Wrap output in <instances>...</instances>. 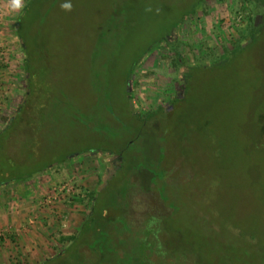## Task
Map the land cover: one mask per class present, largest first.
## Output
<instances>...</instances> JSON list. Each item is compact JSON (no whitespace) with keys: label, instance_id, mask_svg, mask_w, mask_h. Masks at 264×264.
<instances>
[{"label":"rangeland","instance_id":"1","mask_svg":"<svg viewBox=\"0 0 264 264\" xmlns=\"http://www.w3.org/2000/svg\"><path fill=\"white\" fill-rule=\"evenodd\" d=\"M29 1H0V181L44 192L74 178L88 193L99 177L78 203L87 230L54 264H264V34L251 46L264 9L51 0L24 24L38 44L28 58L16 28ZM30 208L28 223L69 230L54 210ZM5 224L1 238H17ZM59 243L57 254L73 244ZM16 258L8 264L46 262Z\"/></svg>","mask_w":264,"mask_h":264},{"label":"crops","instance_id":"2","mask_svg":"<svg viewBox=\"0 0 264 264\" xmlns=\"http://www.w3.org/2000/svg\"><path fill=\"white\" fill-rule=\"evenodd\" d=\"M3 79L5 80L6 78L4 77ZM6 85L7 84L4 83L1 89H5ZM4 112H7V110H5ZM9 116L8 117L10 120L13 114H9ZM1 118L2 116H0V121H2ZM6 126L7 125L4 124L3 132ZM38 176H40V174ZM45 178L46 176L42 179ZM84 181H87V179H85ZM98 182V176L96 181L90 180V183L85 186V188L88 189L87 192H94L96 190ZM14 183L19 184L18 186L21 185L20 188L16 190V193L10 188ZM34 184L35 183L30 184V182L27 181L26 185H24L23 181L12 179L8 175H6L4 179L0 181V208H3L4 212L5 209H7L8 211V214L5 215V219L0 218V227L5 228V226H7L5 222L8 223V225L10 223L12 226L11 229H13L14 234L17 235V238L16 236H14V238L12 237L11 232L9 233L10 239L0 238V264H8V262L12 263L13 258L16 256L17 260L15 261L28 260L30 262H38L42 260L47 261V259H53L58 255L57 253H59L56 252V247L60 245L59 242L61 237H71L77 235V232H79L85 221H87V223L89 221V218L88 220H86L83 214L84 207L78 204L77 206L70 207L67 209V211H65V215L69 218V230L67 229L68 231H61V229L56 225H51L43 229V227L45 226H43L44 224L43 222L41 223V221H38V224L36 226H31L28 223V219L31 213L30 207L32 204H34V201L38 199L43 193V191L38 190L37 186H35ZM15 199H17L16 203L14 201ZM3 235V237H5L6 233L4 232ZM34 247L36 248V251H32V248ZM37 247H39L40 249L37 250Z\"/></svg>","mask_w":264,"mask_h":264},{"label":"trees","instance_id":"3","mask_svg":"<svg viewBox=\"0 0 264 264\" xmlns=\"http://www.w3.org/2000/svg\"><path fill=\"white\" fill-rule=\"evenodd\" d=\"M50 1L51 0H30L28 2L27 7L25 8L23 14L17 20L18 21V25H17V28H16L17 34H18L19 39L21 40L23 48H25V52H26V55H27L28 58H30L31 54L34 53L33 50L36 49V45H38V44L36 42V39H34V37H32L30 35V33H29V31H31V29L30 28L25 29L26 27L24 28V24H26L27 20L30 19L32 16H34L36 12H38V6L37 5L39 3H42V2H46L47 3V2H50ZM248 1L251 2V3H254L256 6L262 7L264 9V0H248ZM252 31L253 32L251 33V46L258 48L257 46L261 45L260 44L261 43L260 42V40H261L260 37L264 34V31L262 32V29L256 30L255 28ZM242 49H244V48L235 49L231 55H235L237 50L241 51ZM176 58H177L176 62L178 64H180L179 61L182 60V58L179 55ZM224 62H226V61H224ZM224 62L216 63V65H219V66L223 65ZM28 66H29L28 67L29 70H31V64H29ZM172 101H171V103H174L175 99L173 98ZM19 113H21V109L18 110V112H17V114L15 116L16 119H18ZM16 119H13L12 123L11 124L9 123L6 126L4 132H2L1 135H3V133L6 134V132L9 131L11 126H13V130L12 131H14L16 129V127L18 126V123L16 122ZM6 135H7V137L10 136V134H8V133ZM1 139H0V141H2V142H1L0 146H3V140H1ZM7 140H8V138H6V141ZM90 195H91V199H92V207H91L92 208V212L91 213H94L95 212V204H96V196H95L96 194H94L93 196H92V194H90ZM87 196H89L88 193H86L85 191L84 192L82 191L77 196V198L74 199V204H73L72 207L77 206L79 201H81L82 198H85ZM91 218L92 217H90L89 221L91 220ZM89 221H88V223H89ZM60 222H62V221H60ZM85 230H87L86 224L83 225V228L79 232L78 236H80V234H83ZM60 241H62L63 243L72 242L73 244L71 246H69L68 248H66L64 251L60 252V254H58L55 258L49 259L46 262H44L43 264H54L55 262H59V261H61L62 259L66 258V257H70L71 253L73 252L74 246L77 245V243H76L77 235L71 236V237H63L62 236ZM112 264H114V263L112 262Z\"/></svg>","mask_w":264,"mask_h":264},{"label":"built area","instance_id":"4","mask_svg":"<svg viewBox=\"0 0 264 264\" xmlns=\"http://www.w3.org/2000/svg\"><path fill=\"white\" fill-rule=\"evenodd\" d=\"M4 17V12L0 8V21H2ZM0 46H4L0 44ZM6 46L3 48H0V57L5 58L7 54ZM78 182L75 181L74 178H69L67 180H62L60 182H54L51 183L50 186H47L45 191L42 193V195L35 200L34 206L35 208H38L39 212L54 210L52 211L53 218H58L60 221H62L63 227H67V216H64V211H67L68 208L72 207L74 204V199L77 198V196L82 192L80 189V186L77 184ZM64 208V211L62 214H56L58 213V209ZM41 210V211H40ZM60 215V216H56ZM39 217L38 215L31 216V219L29 221V224L31 226H36L38 224ZM49 222V219H48ZM2 234H0L1 238Z\"/></svg>","mask_w":264,"mask_h":264},{"label":"clouds","instance_id":"5","mask_svg":"<svg viewBox=\"0 0 264 264\" xmlns=\"http://www.w3.org/2000/svg\"><path fill=\"white\" fill-rule=\"evenodd\" d=\"M23 0H11V8L14 10H20L23 8ZM65 10H71L72 4L70 2H65L61 5Z\"/></svg>","mask_w":264,"mask_h":264},{"label":"flooded vegetation","instance_id":"6","mask_svg":"<svg viewBox=\"0 0 264 264\" xmlns=\"http://www.w3.org/2000/svg\"><path fill=\"white\" fill-rule=\"evenodd\" d=\"M255 29H262V32L264 31V13L260 15V22L255 26Z\"/></svg>","mask_w":264,"mask_h":264}]
</instances>
